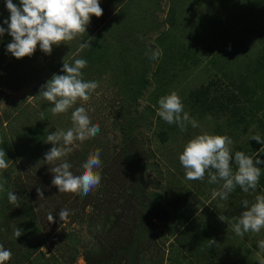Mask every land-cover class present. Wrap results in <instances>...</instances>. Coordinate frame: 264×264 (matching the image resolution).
I'll return each mask as SVG.
<instances>
[{"label": "rangeland", "instance_id": "rangeland-1", "mask_svg": "<svg viewBox=\"0 0 264 264\" xmlns=\"http://www.w3.org/2000/svg\"><path fill=\"white\" fill-rule=\"evenodd\" d=\"M235 3L234 0H100L103 13L107 12L108 15L107 24L103 26L104 24L100 21V17L93 16L86 30H92L93 37L94 34L97 36L96 27L101 25V23V27L108 28V23L111 28L114 27L117 33L111 29L99 31V35L104 36L102 39L105 40L107 45H110V53L114 55V58L106 66V69L101 70V72L97 71L100 67L94 65L95 72H90L87 75L82 73V78L85 81H96L99 86L94 92L89 93L90 98L86 102L78 100L67 112L58 115L51 114L53 117L49 125L55 127V131L52 133L59 130L67 131L73 127L71 120L72 111L81 106L86 109L91 123L99 124L100 131L95 137L83 142L77 140L70 145L72 151L67 154L66 158L69 161L72 158V165H70L73 167L78 163V154L80 155L79 157L83 154L89 155L97 149L100 150L101 147L106 152H112V148L117 146L119 149V143L126 134H123L117 127L116 118L114 119L115 116L121 113V105L124 103L122 102V95L118 94L120 84L124 85V81L121 80L119 82V77L117 76L121 73L126 74L127 71L132 76H135L148 67L150 69L147 78L149 85L143 92L142 99L138 102V111L140 113L145 107H150L154 110L155 115L149 118V122H152V127L149 129L148 126L142 124L139 131L142 136L153 141V149L157 153L158 167L162 169V179L152 172L149 173L160 179L165 188L168 189V193L169 191H174V196L179 194L173 198L175 205L174 202L168 203L166 207L172 212L173 216L193 214L190 217L193 222L189 220L186 223L195 225L199 231L198 233L202 232L204 228H208L209 234L210 232L215 234L213 239L221 237L222 239L232 240L235 247L227 251V256H224L222 261L217 264H261L264 261V249L258 247V242L264 240V228L259 233L249 231L243 237L237 236L233 230V226L237 221L234 214H232L230 198L223 200L220 197L213 198L212 196L213 190L219 191L222 184L215 183V186L207 182V185L204 183L205 186H203L199 181L198 185H196V181L185 179V170L179 161V155L183 152L185 145L191 139L202 134L228 136L232 141L229 147L233 157L237 146L240 145L245 148L246 144L248 145L252 142L253 136L258 135L261 140H264V128H262L264 125V112L262 111H259L254 116L252 115L254 117L253 122L247 126L241 125L239 128H235L234 126L236 125L232 121L230 122V119L224 115L219 107H216L214 111H208L203 116L196 111L197 107L195 109L191 107L194 101L192 95L203 87L208 88L215 80H220L221 82L217 86H213L211 92L207 94L209 101H213L221 93L229 95L230 92H234L235 89L231 86L233 80L229 79L231 72L224 75V72H228L226 68H229L232 63V67L229 69L235 73L236 70L233 67L238 66L240 68L246 61H256L259 58L258 55L262 49L261 28L264 26V8L261 7V12L253 16L248 15L245 9H238L240 14L237 16ZM120 7L121 9L125 8L124 11L118 10ZM123 14H130L132 26H135V29L139 28L141 23L146 25L143 27L145 29L142 28L144 33L142 38L130 39L129 31L115 27L117 26L115 21L120 16L123 17ZM207 15L210 17L204 18ZM213 21L215 22L211 26ZM119 25L122 27L121 24ZM209 29H214V32L218 31V33H214L213 36L208 34L204 37L203 34ZM219 33L221 35L218 38ZM222 36L224 38L221 39L220 37ZM173 38H179L183 41V45L189 47L190 51H195L196 56L194 57L197 62L194 63L186 59L187 66H185L180 64L178 59L172 58V52H169L171 46L169 45H171ZM80 41L86 43L78 35L72 41L64 42L59 46L54 45L51 54L43 53L39 45H37L35 52L30 57H24L19 60L13 57L7 49L5 53H0V118L3 117L5 112L10 114L13 119V125L6 126L5 124L4 127L8 131L13 129V135H16V130L25 123L24 113L39 119L40 113H43L44 109L47 110L52 107L49 101L39 96L42 87L54 74H64L62 72L63 63L71 65L76 59H82V43ZM229 41L232 42L231 48L228 45ZM117 44L119 47H117ZM149 46L154 47L155 53H159L152 63H149L147 59L150 56V54L146 53V49ZM120 61H123V63L121 66L116 67V63ZM248 66L251 65L249 64ZM243 73L248 75L246 70ZM253 74L252 70L250 76ZM218 86H221V89L216 92L214 89ZM173 92L180 97L184 112L188 113L190 118L196 121L197 127L193 128L191 124H188L186 130L182 132L175 124L178 127L175 133L176 136L170 137L171 140L174 137L172 141L163 143L154 131L159 132L161 129L165 131L169 124L157 114L159 111L158 101L161 97ZM21 114L22 117L20 116ZM123 120L121 119V124ZM254 145L264 146V144L257 141L251 147L253 148ZM80 159L84 163L87 158L85 160ZM33 161L32 165L35 164V160ZM230 161L233 162V159ZM82 165L80 168L81 172H83ZM19 166L17 174H23V162H20ZM101 170L102 166L94 169L100 175ZM98 188L99 185L92 189L90 193L95 194ZM38 189L42 192L43 197L38 196L37 190L32 195L39 197V199L45 198L40 201L42 205L45 202V205L41 213L37 212L42 233L36 237L37 239L33 241V244H40L45 241V244H43L45 247L41 251L47 257L56 255L61 258L64 253L67 258L69 256V248L67 247L70 246L73 250L75 247L70 245L71 242L66 238L65 234L77 235L81 238L84 245L90 243L92 234L95 233L91 224L84 222L83 218L81 219L83 213L80 214V219H74L73 214L75 211L72 206L70 207V203L64 202L65 196L63 192L60 193L58 189L54 194L56 198H54L45 195L48 189L44 185L39 186ZM259 189L251 194V198L240 199L238 202L246 200L250 207L251 204L249 203H255L257 195H264V187ZM199 192H203V194ZM33 201L36 203L35 200ZM61 209L69 210L71 217L68 216L62 221L59 217ZM213 210L216 211L215 215L217 218L220 216L224 217V224L222 228H219L218 220L215 222L213 230L210 231V225H212L210 223L215 219L210 214ZM245 210L243 209V211ZM90 212L91 208H88L85 214ZM49 214L53 215L52 221L48 219ZM228 215H232L230 216V221L225 218ZM160 228L157 233L159 243L155 248H158L156 251L164 256V264H172L169 258L170 255L172 256L171 252L173 251L175 256V252L181 250L182 245L187 244L184 240L189 237L183 236L182 231L179 234L177 233L178 236L173 235L167 238L170 236L168 230L163 226H160ZM61 236L65 237L64 242ZM194 237L192 242L196 243V236ZM173 244L175 245L174 247L172 246ZM76 247L80 249L82 254L84 246L78 245ZM193 247L197 246L190 245L192 253H195L197 248ZM151 255L152 253H149L146 256L148 264L155 262L156 257L154 256L152 259ZM190 260L200 264L198 260H195V257L181 261L183 264H190V262H193ZM74 264H86V262L81 256Z\"/></svg>", "mask_w": 264, "mask_h": 264}, {"label": "trees", "instance_id": "trees-1", "mask_svg": "<svg viewBox=\"0 0 264 264\" xmlns=\"http://www.w3.org/2000/svg\"><path fill=\"white\" fill-rule=\"evenodd\" d=\"M234 1L236 2L237 16L240 14L239 10L242 9H245L248 15L253 16L261 12V7L264 8V0ZM13 3L18 7L20 6L19 0H13ZM124 9L120 7L118 10L124 11ZM107 16V12H105L100 17V21L104 24L103 26L107 24ZM9 17L10 13L6 8L5 0H0V27L7 29V25L3 22ZM207 17L210 16L207 15L204 18ZM115 22L117 23L115 27L129 31L130 39L142 38V35H144L142 28L146 25L141 23V26L135 29L136 27L132 26L130 14H123V17L120 16ZM102 23L96 27L97 36L94 34L92 37V30H86L84 34L80 35L86 43H90V47L81 49L82 59L87 61L86 67L82 69L83 75L95 72L94 65L99 66L100 70L98 69L97 71L101 72V70L106 69V66L114 58V55L110 53V45H107L105 40L102 39L104 36H100L99 31L111 29L115 33L117 32L114 27L111 28L109 23L108 28L101 27ZM214 33L217 34L218 31L214 32V29H209L203 35L204 37L208 34L213 36ZM219 35L221 33L218 34V38ZM261 40L262 49L258 55V60L246 61L240 68L238 66L233 67L236 70L235 73L229 69L232 67V63L229 68H226L228 72H224V75L231 72L229 79L233 80L231 86L235 89L234 92H230L229 95L221 93L215 97V101H209L207 94L211 92L213 86H217L221 82L220 80H215L208 88L203 87V90L199 89L192 95L194 101L191 107L193 109L197 107L198 110L196 109V111L201 116L219 107L224 115L230 119V122L232 121L236 125L234 126L235 128H239L241 125L247 126L253 122L254 115L259 111L264 112V26L261 28ZM11 42L12 38L6 31L3 36H0V53H5L8 44ZM82 42L80 41V43ZM182 42L179 38L172 39L171 45H169L171 46L169 48V52H172L171 57L178 59L179 63L185 66H187L186 59L194 63L197 62L194 57L196 56L195 51H190L189 47L183 45ZM228 45L231 48L232 42L229 41ZM117 47H119L118 44ZM146 53L150 54L147 58L149 63L155 61L152 58L153 53H155L154 47L149 46L146 49ZM176 54L177 56H175ZM122 63L123 61L116 63V67L121 66ZM249 64L251 66H248ZM245 70L248 75L243 73ZM252 70L254 74L250 76ZM149 72L150 69L146 67L143 72L141 71L135 76H132L129 71L126 74L121 73L117 76L119 77V82L121 80L124 81V85L120 84L118 93L122 95V102L124 103L121 105V113L115 116L114 119L116 118L117 127L126 136L119 143V149L117 146L112 148V152H106L102 147L100 148L102 154L100 156L102 179L96 193L89 192L88 195L83 197L78 193L63 192L65 196L64 202L70 203V207L72 206L75 211L73 214L74 219H80V214L83 213L81 219L83 218L84 222H89L95 232L92 234L90 243L86 245L83 244L81 238L77 235L65 234L66 238L71 242L70 245L75 247L74 250L70 246L67 247L69 248V256L67 258L64 253L61 258L56 255L47 257L41 251L45 247L43 245L45 241L40 244H33V241L37 239L36 237L42 233L37 212H42L45 202L42 205L40 201L45 198L39 199V197H35L32 194L39 186L44 185L48 189L45 195L56 198L54 194L58 190L52 184L53 173L50 171V167L54 165H49L44 161L45 154L53 147L52 144L47 143V136L55 131V127L49 125L53 117L50 112L51 107L47 110L44 109V112L40 113L39 119L24 113L25 123L16 130V135H13V129L8 131L4 127L5 124L6 126L13 125V119L10 114L5 112L3 117L0 118V149L5 151V159L8 164L6 169H0V184L4 188L3 191H0V245H3L5 249L10 250L12 253L11 259L6 261L5 264H74L81 256L86 264H148L146 256L149 253H152V259L154 256L156 257L155 262H152V264H164V256L156 251L158 248H155L159 243L157 233L161 229L160 226H163L170 233L167 238L173 235L178 236L179 232L182 231L183 236L189 237L184 240L187 244L182 245V249L175 252V256L173 251L171 252L172 256L170 255L169 258L172 264H183L181 260L186 261L187 258L193 259L194 257L200 264H217L222 261L224 256H227V251L235 247L230 239H222L221 237L213 239L215 234L213 232L209 234L208 228H204L202 232L198 233L199 231L195 225L186 223L192 220L190 217L193 214L173 216L172 212L166 207L168 203L174 202L175 205L173 198L179 194L174 196V191H169L168 193V189L160 181L162 179V169L158 167L157 153L153 149V141L142 136L139 131L142 124L150 129L152 122H149V118L155 115L154 110L150 107H145L140 113L138 111V102L142 99L143 92L149 85L147 81ZM255 74L257 75L255 76ZM221 86L214 90L218 92ZM20 116L22 117V114ZM121 119H124L122 124L120 122ZM167 126L165 131L162 129L159 132L154 131L163 143L172 141L174 137L172 140L170 137L176 136L175 133L178 129L175 124ZM262 128H264V125ZM254 143L255 141L252 140L250 144L245 145V148L239 145L236 148V152H243L245 155L252 157L254 163L257 158L264 161V146L254 145L255 147L253 146L252 148L251 145ZM79 156L78 154V163L70 168L74 175L82 173L80 168L83 161L80 158L84 160L88 158L86 154ZM66 157L67 155L61 159L71 164L72 158L69 161ZM33 160H35V164L32 165ZM20 162H23V174H17ZM55 163L58 164L60 161ZM230 165L232 167L231 162ZM256 166L261 168V176L257 185L264 187V163ZM78 169L79 171H77ZM209 171L215 172L214 169L206 170L204 179L202 181L196 180L195 184L198 185L200 181L201 185L205 186L204 183L207 185ZM232 171L233 173L237 171L236 165ZM149 172L157 175L160 179ZM219 184H223V181H220ZM214 185L216 186V184ZM9 191L21 198L18 202L19 207L9 202ZM254 192L250 190L249 193H245L239 186H236L235 190L229 194L228 198H230L232 203V214L236 217L237 222L243 209H245L242 201L238 202V200L249 199ZM199 193L203 194V192ZM249 204L252 205L253 202ZM88 208H91V212L85 214ZM215 212V210L210 212L211 217H215L214 221L210 223L212 224L210 225V231L213 230L216 221H220H218L220 224L219 228H222L224 224L219 217H216ZM69 216L71 217V215ZM230 216L232 215H228L225 218L230 221ZM17 228L22 230V235L18 238L14 235V229L16 231ZM63 236L61 237L64 242L65 237ZM194 236H196V243L192 242V239L195 238ZM210 240H215V243ZM78 245L84 246L82 254L80 249L76 247ZM190 245L197 246L193 247L197 248L195 253H192ZM172 246L174 247L175 245L173 244ZM65 251L67 250L65 249ZM191 263L197 264L195 261Z\"/></svg>", "mask_w": 264, "mask_h": 264}, {"label": "clouds", "instance_id": "clouds-1", "mask_svg": "<svg viewBox=\"0 0 264 264\" xmlns=\"http://www.w3.org/2000/svg\"><path fill=\"white\" fill-rule=\"evenodd\" d=\"M6 8L10 17L4 20L7 29L0 27V36L7 31L12 42L8 44L7 51L16 59L30 57L39 45L40 50L45 54H51L53 46H59L64 42L75 39L78 35L86 32L91 17H101L103 10L100 0H19L18 7L13 0H5ZM91 40V38H89ZM90 47V43H82L81 49ZM159 53H153L155 59ZM87 65L84 59H76L73 64L63 63V75L54 74L52 78L42 87L39 96L49 101L53 105L50 109L53 115L67 112L77 103L78 100L87 101L89 93L94 92L99 86L96 81H85L82 78V69ZM160 116L169 125L176 124L183 132L188 124L193 128L197 127L194 119L184 112V106L180 97L175 93L161 97L158 101ZM73 127L67 131L59 130L47 136V143L53 147L45 154L44 161L49 165L53 173L52 184L59 189V192L78 193L82 196L96 188L101 182V175L94 171L101 167V151L97 149L90 153L83 163V172L74 175L71 165L62 160L72 151L70 145L74 141H85L95 137L99 131V124H92L89 115L84 107H77L71 113ZM255 140L264 144V140L253 136ZM232 141L228 136L202 134L191 139L179 155V161L185 170V179L189 181L203 180L206 170L209 171L210 184L223 181L219 191L213 190V198L220 197L227 200L229 194L236 186L243 192H253L257 188L261 176V168L256 165L264 163L259 158L254 159L237 151L234 154L237 171L233 173L230 167V160L233 156L230 153ZM58 145V147H57ZM6 153L0 149V169H6ZM60 161L56 164L55 162ZM0 184V191H3ZM38 196L43 197L40 189H37ZM15 193L8 192V200L19 207V200ZM243 211L238 222L233 226L237 236L243 237L249 231L259 233L264 228V195H257L255 203L250 207L248 201H243ZM69 216V210L61 209L59 217L64 221ZM48 219L53 220V215L49 214ZM219 219L224 221V217ZM18 238L22 235V230L18 229L14 233ZM215 243V240H210ZM258 247L264 249V240L258 242ZM12 253L0 245V264H5L11 259ZM264 264V261L261 262Z\"/></svg>", "mask_w": 264, "mask_h": 264}, {"label": "crops", "instance_id": "crops-1", "mask_svg": "<svg viewBox=\"0 0 264 264\" xmlns=\"http://www.w3.org/2000/svg\"><path fill=\"white\" fill-rule=\"evenodd\" d=\"M231 162V161H230ZM232 163V167H231V169H234L235 168V161H234V157H233V162H231ZM231 166V165H230ZM257 188L259 189V188H262V187H260L259 185H257ZM256 188V190L258 191V189ZM259 191H260V189H259Z\"/></svg>", "mask_w": 264, "mask_h": 264}]
</instances>
